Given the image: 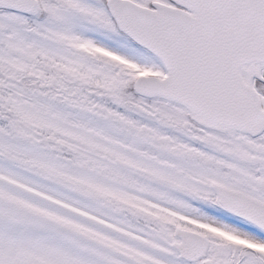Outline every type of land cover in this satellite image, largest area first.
<instances>
[{
  "label": "snow or ice",
  "instance_id": "obj_1",
  "mask_svg": "<svg viewBox=\"0 0 264 264\" xmlns=\"http://www.w3.org/2000/svg\"><path fill=\"white\" fill-rule=\"evenodd\" d=\"M0 264H264V0H0Z\"/></svg>",
  "mask_w": 264,
  "mask_h": 264
}]
</instances>
